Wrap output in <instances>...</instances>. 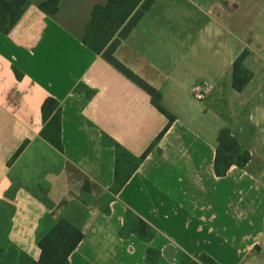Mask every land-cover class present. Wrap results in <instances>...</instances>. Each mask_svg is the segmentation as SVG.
Returning a JSON list of instances; mask_svg holds the SVG:
<instances>
[{
    "label": "crops",
    "instance_id": "obj_1",
    "mask_svg": "<svg viewBox=\"0 0 264 264\" xmlns=\"http://www.w3.org/2000/svg\"><path fill=\"white\" fill-rule=\"evenodd\" d=\"M28 1L10 33L0 32V235L7 243L0 264H21L23 254L38 260L39 240L64 218L84 233L71 264H147L148 247L159 250L158 264H180L181 253L264 264V0H190L207 23L179 61L161 55L180 47L159 44L163 34L178 36L173 20L154 14L160 0L121 44L117 59L159 90L176 120L118 195L110 190L116 151L104 134L139 157L169 120L83 45L93 8L108 0H61L54 17L38 8L46 0ZM251 13L257 28L248 27ZM245 50L254 77L239 93L232 67ZM81 84L94 91L90 99L77 91ZM195 87L204 91L203 109L186 103ZM50 97L62 106L63 152L41 137ZM225 127L251 160L219 178L214 160ZM129 211L155 229L150 244L120 236Z\"/></svg>",
    "mask_w": 264,
    "mask_h": 264
},
{
    "label": "trees",
    "instance_id": "obj_2",
    "mask_svg": "<svg viewBox=\"0 0 264 264\" xmlns=\"http://www.w3.org/2000/svg\"><path fill=\"white\" fill-rule=\"evenodd\" d=\"M157 0H108L106 4L96 5L93 8L90 21L87 24L82 43L106 63L117 70L121 75L144 91L151 99L152 105L168 120L169 123L151 146L139 157L130 153L126 148L104 134L106 145L116 151L114 184L110 189L118 195L127 185L141 164L146 160L156 145L162 139L176 117L162 104V95L155 87L136 75L131 69L121 63L116 53L121 44L129 37L140 21L150 11ZM28 0H0V32L7 35L23 17ZM61 0H46L38 8L44 14L54 17L60 10ZM250 52L245 50L234 62L232 67V87L237 92H243L252 81L254 74L246 67L245 61ZM17 78L21 73L15 69ZM82 89L91 98L94 91L81 84L77 91ZM43 129L41 137L59 152H63L62 140V106L55 98H47L41 108ZM25 142L18 150L19 155L26 147ZM251 160V152L243 147L233 135L231 128H222L218 134L214 171L217 177H226L232 167L244 169ZM131 235L150 244L156 237L155 229L132 212H127L124 226L120 231L122 238ZM84 239V233L68 219H61L55 227L44 235L38 242L40 257L33 260L23 254L21 264H71L70 257ZM6 240L0 235V257H2ZM159 250L148 247L146 252L147 264H158ZM181 264H219L207 254L199 259H193L185 253L180 255Z\"/></svg>",
    "mask_w": 264,
    "mask_h": 264
},
{
    "label": "rangeland",
    "instance_id": "obj_3",
    "mask_svg": "<svg viewBox=\"0 0 264 264\" xmlns=\"http://www.w3.org/2000/svg\"><path fill=\"white\" fill-rule=\"evenodd\" d=\"M189 1L190 0H160L158 7L154 11V14H157L159 17L165 16V18H170V20H173V22L170 21L169 24L174 26L175 33L178 32V36H174L172 38L167 37L165 34H163L161 38H158L160 40L159 44L165 46V49L170 46L180 47V49H177L178 52L176 53H161L164 58L167 57L168 54L173 55L174 58H172V61H179L185 57L186 55L183 51L186 49V47L189 48L192 45H196L200 42L201 38L200 36H197V29L202 28L207 23V16L199 12L197 10V6L193 5ZM169 15H171V17H169ZM253 17H255L254 14L250 15V22H247L248 27H250L249 25L253 21ZM253 22L254 24H252V27L257 28L255 25V20ZM171 40H173V42ZM156 54H159V52L155 53V55ZM186 103L191 105V107L201 109L205 108L206 105L205 100H197L194 94L188 96ZM211 118L212 117L207 114V122H212Z\"/></svg>",
    "mask_w": 264,
    "mask_h": 264
},
{
    "label": "built area",
    "instance_id": "obj_4",
    "mask_svg": "<svg viewBox=\"0 0 264 264\" xmlns=\"http://www.w3.org/2000/svg\"><path fill=\"white\" fill-rule=\"evenodd\" d=\"M193 94L199 101L204 100L205 98L204 91L200 87H195Z\"/></svg>",
    "mask_w": 264,
    "mask_h": 264
}]
</instances>
